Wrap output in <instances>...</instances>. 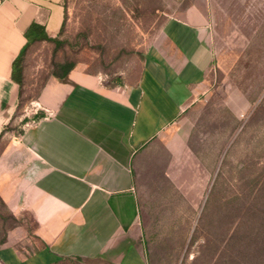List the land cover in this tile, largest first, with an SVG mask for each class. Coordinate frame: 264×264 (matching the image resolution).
<instances>
[{
	"label": "crops",
	"instance_id": "0c3cea01",
	"mask_svg": "<svg viewBox=\"0 0 264 264\" xmlns=\"http://www.w3.org/2000/svg\"><path fill=\"white\" fill-rule=\"evenodd\" d=\"M65 4L0 0V197L30 222L7 233L0 264H149L138 172L210 89L208 16L169 17L134 79L74 68L30 101L13 62L31 23L59 32Z\"/></svg>",
	"mask_w": 264,
	"mask_h": 264
},
{
	"label": "rangeland",
	"instance_id": "374dc122",
	"mask_svg": "<svg viewBox=\"0 0 264 264\" xmlns=\"http://www.w3.org/2000/svg\"><path fill=\"white\" fill-rule=\"evenodd\" d=\"M190 8L208 16L210 89L139 168L151 264H224L244 196L264 178V0H66L61 45L39 41L23 57L30 101L71 64L118 84L137 76L164 22ZM29 223L4 212L0 239Z\"/></svg>",
	"mask_w": 264,
	"mask_h": 264
},
{
	"label": "trees",
	"instance_id": "16d2710c",
	"mask_svg": "<svg viewBox=\"0 0 264 264\" xmlns=\"http://www.w3.org/2000/svg\"><path fill=\"white\" fill-rule=\"evenodd\" d=\"M66 22V4H65V20L61 29L55 36L47 33L44 26L33 22L25 32L27 42L21 50L19 56L13 62V78L21 86V94L24 85V65L23 57L27 48L39 41H50L57 46L61 45L60 34L65 27ZM74 65L67 66L62 73H53L56 77L64 78L73 69ZM256 189L250 194L245 195V204L240 216L239 227L229 236L227 242V251L224 264H264V178L257 180ZM6 212L11 220H16L15 214L8 208L6 203L0 197V216ZM6 230L2 234L0 244L4 243L7 238ZM146 244V240H145ZM147 249V247H146ZM149 264L151 259L147 251Z\"/></svg>",
	"mask_w": 264,
	"mask_h": 264
}]
</instances>
